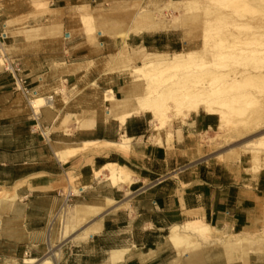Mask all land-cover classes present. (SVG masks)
I'll use <instances>...</instances> for the list:
<instances>
[{
  "label": "crops",
  "instance_id": "0c3cea01",
  "mask_svg": "<svg viewBox=\"0 0 264 264\" xmlns=\"http://www.w3.org/2000/svg\"><path fill=\"white\" fill-rule=\"evenodd\" d=\"M85 1L91 5V0H0V55L20 65L36 98H53L52 106L37 112L33 99L15 90V75L0 65V190L17 195L7 214L0 212V264H20L22 247L40 245L35 239L24 244L21 237L47 230L58 209L73 199L104 209L90 218L102 220L101 227L81 242L59 241V264H264V239L249 238L252 246L263 240L254 246L257 253L239 241L264 230V165L253 172L245 155L232 163L200 156L198 137L219 126L214 114H191L174 127L170 141L165 132L160 142L150 141L149 114L120 124L128 106L110 105L105 92L122 100L128 84L102 66L117 43L92 45L83 35L77 41L79 34L62 39L73 9ZM166 40L135 34L119 45L158 49ZM87 142L119 146L90 147L65 163L55 155ZM108 164L127 168L131 182L113 186L106 177L96 178ZM21 207L35 210L39 220L22 217ZM194 221L210 227L208 239L183 230ZM6 244L12 247L8 255Z\"/></svg>",
  "mask_w": 264,
  "mask_h": 264
},
{
  "label": "bare ground",
  "instance_id": "6f19581e",
  "mask_svg": "<svg viewBox=\"0 0 264 264\" xmlns=\"http://www.w3.org/2000/svg\"><path fill=\"white\" fill-rule=\"evenodd\" d=\"M196 3H197L196 0L171 1L169 5L172 8H170V6H166L162 9L159 8L160 10L157 9L158 10L157 12L153 11L154 13L151 12V10L147 11V10L137 9V11L139 10L138 13H136V15L132 14L131 24L128 23L127 28H124L122 26H117L114 25V23H112L109 26L107 25L106 26L107 28L105 29L103 28L104 29L103 32L99 31V33L115 39L119 37L127 38V36H129L128 34L130 33L141 35L144 33H152V32L165 31V30H171L177 28L188 29L189 21L191 20V18H194L190 14V11L193 10L194 4ZM88 7L90 8V6ZM88 7L86 5H81L79 7V16L81 22L85 24V26L87 27L88 31H86L85 33L88 32L87 34L89 36L93 32L92 30H94L93 27L96 26V25L93 26V23H96L95 21L97 17L94 19V17L92 16L93 12L92 14H90L89 12L90 10H88ZM164 10H168L170 11V13L177 10L181 12V15L179 17L175 16V17H171V19H165V16L163 17ZM217 16L218 15L212 17H217ZM208 22L209 20H207L206 23ZM125 25L126 24L124 23V26ZM210 25H209L210 28H212L211 26H214V25L211 26ZM209 35L210 34H208L207 36L209 37ZM91 38L93 37L91 36ZM204 40L206 41L205 46L201 51H193V52L180 51L173 53L172 55L170 54V56L164 53H156V52L147 53L141 58V60L139 61V65L137 67H132V70L130 72L132 76H134L135 83L130 87L128 93L125 95V97L122 100L119 98L116 99L112 90L105 92L106 97L104 101L108 102L110 105L113 106L122 105L124 107L128 106V113L124 115L121 114L122 116L119 117L120 124H124L126 118H129L133 115L150 114L151 115L150 123L153 127V130L156 132H160V131L162 132V130H166L165 131L166 136L168 138V141H170L172 139V132L170 127L172 126V123L175 120L177 119L185 120L191 114H196L200 111H203L218 116L219 118L218 131L220 136L226 133L228 134V132H230L233 134V137L238 138L257 130L258 131L263 130L264 95L258 96L256 95L255 90H254L255 92L252 91L255 87L256 88L259 87L260 89H262L261 86L264 85V70H261L263 69V67L262 66L260 67L259 65V62L263 54L261 55V51H260L259 55H261L260 56L261 58L258 56L260 59L259 58L257 59V57H255L256 54L254 56L253 55L254 53L252 54L250 53V51L249 54H252L253 55L252 57L248 55L247 51L246 54L245 52L246 47H244V52L249 57H247L244 54L243 50L242 51L240 50L242 49L240 47H238L239 50H237L236 52L230 51L228 48H232L233 50L239 43L238 42L235 45V43H233L235 40H233L232 42L234 45L227 43L228 45L230 44L231 46L223 50L222 49L220 50L219 48L218 51L217 49L218 44L220 42H223V40L222 41L219 40V43L217 42L218 44L217 43L209 44L206 35ZM247 44L248 43H246L245 45ZM223 45L220 46L223 47ZM259 46L260 48H262L260 44ZM259 46L257 47L259 48ZM238 48L236 47L235 50ZM126 50L123 49V54L122 52L120 53L122 55L120 56L121 59L118 60L117 62L121 63L122 61H128V68L126 69L128 70L131 67L130 64L132 62L134 63L135 59L131 52H128V54H126L127 53ZM249 50L253 52L251 48ZM262 51H264L263 48ZM242 54L244 56H242ZM238 55L244 58L243 62L242 60L239 59V61H241V63L239 62V64L242 65L241 68L240 67L237 68L236 66L232 67L227 64L223 65L224 62L225 63L230 62L229 60L226 61V58L228 57L229 58L233 57L234 58L233 63L236 62L238 63V61L235 62V58L236 60H238L237 59V57H239ZM245 56L247 58H245ZM112 58L111 60H114ZM261 62H264V58L263 60H261ZM231 65L233 64L231 63ZM120 67L125 68L124 65L119 67L116 65L114 69L118 70ZM113 68L111 66V69ZM258 92L261 93L260 90ZM244 103L250 106L249 108L250 110L247 114L244 113L245 112V108L243 107ZM32 104L37 112H39L42 107L52 106V102L47 98H36L35 100H33ZM259 104L260 106H258ZM244 114L245 116L243 119L236 120L237 116ZM234 139L232 141H234ZM129 141L130 140H125V142L128 143ZM82 145L83 146L79 149H71L64 152L60 151L57 152L55 155L60 161L65 163L66 161H68L69 158L75 156L77 153L83 150L85 152V150L90 147L112 148L119 146L116 144L100 143V142H87ZM124 146H125L124 144L121 145V148H124ZM244 154H248L251 156L253 172H257L259 169H261L264 163V162L262 163L261 161L262 159L260 160V155L264 154V132L260 133L255 137L244 139L243 141L239 142L238 145H236V147L229 148L224 153H219L216 156H218V158L222 162L232 163L233 161H237L239 157ZM94 174L95 177L98 179L101 177H106L107 180H109L113 186H120L126 183L129 184L132 178L131 172L127 168L118 166L117 164H108L103 168H101L100 170H97ZM73 190L75 191V189ZM73 190L72 192L76 193ZM67 191L69 192V190ZM16 196L17 195L15 191L13 193H11L10 191L0 192V200L10 201V200H14ZM113 202L114 201L111 200L107 201L108 204H112ZM102 210L104 209L92 205H77L73 222L64 224L63 226V231H62L63 237L64 238L69 237L71 234L70 232L75 231L74 228L76 225L90 218L99 216ZM101 221L99 220L88 224L86 227L82 228L79 231V233L75 235L74 238L86 240L92 237L93 235L97 234L100 231ZM176 230L177 227L175 231H173L172 229L173 232L178 233L176 232ZM183 230L192 232V234H196L197 236L203 238H208L211 235L210 227L204 224L203 222H199V221L188 222L187 224L184 225ZM174 238H178V236ZM262 238L264 237H261L260 239ZM250 239L246 236H239V241L240 243L243 244L242 247L244 246L245 248H247V246L245 245L251 246ZM239 241L235 244L237 245ZM262 241L259 240V243ZM49 242H50V235H49ZM259 243L258 244L254 243V244L259 245ZM50 247L52 248L51 244ZM259 247L257 249H259ZM260 250L261 249H259V252ZM257 251L258 250L256 251L254 250L253 252L257 253ZM233 252L234 251H232V253ZM112 254L115 255L117 254V252H113ZM27 261L29 262V264H34L35 262H37V259L29 258ZM42 262L43 264H53L50 258H45L43 259Z\"/></svg>",
  "mask_w": 264,
  "mask_h": 264
},
{
  "label": "rangeland",
  "instance_id": "374dc122",
  "mask_svg": "<svg viewBox=\"0 0 264 264\" xmlns=\"http://www.w3.org/2000/svg\"><path fill=\"white\" fill-rule=\"evenodd\" d=\"M171 1H177V0H118L117 2L116 1L110 2V0H109L108 2L104 3L103 5H97L98 2H96L94 4L90 3L91 4L90 8L88 7L89 6L88 1L79 2L77 4V6L73 9L74 14H75L73 17L74 20L69 21L66 24V27L64 28L65 34H62V39L67 38L66 34H69V35L79 34L78 35L79 37L76 39L77 41L82 40V38L80 36L83 35V36H86V40L89 44L93 43L92 45L95 44V45L99 46L97 44L98 42H100V43H102V42H106V43L116 42L117 46H114L113 48H111V50H110L111 52H108L109 54L106 53V56L104 58H102V60L104 61V64L102 66H104V68H106L109 72H113V69L116 67V65L118 67L124 65L125 68L120 67L118 70L114 69V72L116 71L118 74H120L122 76L121 82H125L126 84H128V90L135 83L134 76H132L130 71L132 70V67H137L139 65V61L141 60V58L144 55H146L149 52H156V53H164V54L170 56V54L172 55L173 53L180 52V51L181 52L201 51L203 49V47L205 46V42H206L204 40L205 35H206V38H207L209 44H211V43L215 44L217 42L219 43V40H221V41L223 40V42H220L219 44L217 43L218 44V47H217L218 51H219V48H220V50L221 49L223 50V49L228 48L231 45H234L233 43H235V45H236V43L239 42L241 44L238 43V45L236 47L242 48L240 50L241 51L243 50V52H244V47H246L245 52L247 51L248 55L250 57H252L253 55L255 56V54H256L255 57H257V59H258L262 54L264 55V53H263L264 51H262V48L264 50V45H263L264 44V0H196L197 3L194 4L193 10H191L192 12L190 11V14L194 18H191V20L189 21L188 29L177 28V29L141 34V35L155 34V35H160V36H167V40L164 43V45L158 49H156V48H144L142 46L138 47V48L137 47H131V46H128V48H121L119 43L121 40H125L126 37H119V38L113 39V38H110L107 36L100 35V33H99V31L103 32L104 29L107 28L106 26L107 25L109 26L112 23H114V25L127 28L128 23L131 24L132 14L136 15V13H138V11L140 9L141 10H147V11L151 10V12H153V11L157 12L158 10H160L166 6H170L169 3ZM81 5H86L88 7V10H90L89 11L90 14H92V12H93L92 16L94 17V19L97 17L96 21H95L96 23H93V26H95V25L96 26L93 27L94 30H92L93 31L92 33L90 31V33H91V35H89L90 37L87 34L88 32L85 33L86 31H88V29L85 26V24H83L81 22V19L79 16V7ZM170 8H172V7L170 6ZM137 9H139V10L137 11ZM134 10H136V11H134ZM180 15H181V12L177 11V10H175L171 13L168 10L163 11V17L165 16V19H171V17H175V16L179 17ZM215 15H218V16L212 17ZM100 19H101V21H100ZM206 19L209 20L208 23H206L207 22ZM117 22L120 23L121 25L118 24ZM124 23L126 24L125 26H124ZM210 24L214 25V26H211ZM209 25L212 28H210ZM208 34H210L209 37H211V38H209L207 36ZM128 35L133 36L135 34L130 33ZM91 36L93 38H91ZM94 36H96V37H94ZM129 36H127V37H129ZM233 40H235V41L233 42ZM214 41H216V42H214ZM95 42H97V43H95ZM224 43H226V44L230 43L231 45L227 44L228 45L227 46ZM246 43H248V44L245 45ZM223 44L226 46H224ZM259 44L262 46V48H260ZM220 45L221 46L223 45V47H221ZM250 46H252V47H250ZM257 46H259L260 50ZM133 48H137V49H133ZM235 48L233 50H232V48H228V49L230 51H235V52L237 50H239V48L236 50H235ZM250 48L252 49L253 52H251V50H249ZM123 49L128 50V51L126 50V52H127L126 54H128V52H131L134 56V59H135L134 63L132 62L133 64L132 63L130 64L131 67L128 70H126L128 68V61H122L121 63L117 62L118 60L121 59L120 56H122V55L120 53L122 52V54H123ZM118 51H119V53H118ZM249 51H250V53H252V54L254 53V54L253 55L249 54ZM260 51H261V55H259ZM245 52H244V54H245ZM247 52H246V54H247ZM263 55H262V58L260 57L261 60H263V58H264ZM242 56H244V55L242 54ZM242 56H239L240 58L237 57L238 60H236V58H235V62L238 61V63L237 62L233 63L234 58L228 57V58H226V61L229 60L230 62L225 63L222 60L224 62L223 65L227 64V65H230L232 67L236 66L237 68H239V67L241 68L242 65L239 64V62L241 63V61H239V59L242 60V62H243L244 58ZM246 56H245V58L249 57V56H247V57ZM241 57H242V59H241ZM111 58L114 59L115 62H114V60H111ZM6 59L7 58L4 55H0V65L1 66H3V64L6 62ZM261 60L259 62V65H260V67L261 66L263 67V69H261V70H264V66H263L264 62H261ZM231 63L233 65H231ZM125 64H127V65H125ZM111 66H112V68L114 66L115 67L113 69H111ZM128 72H130V73H128ZM258 88L259 87H257V88L255 87L252 91L255 90L256 95L263 96L264 95V85L261 86L262 89H260V88L258 89ZM259 90L261 91V93L258 92ZM35 99L36 98H33V100H35ZM258 106H260V104ZM243 107L245 108L244 113L247 114L250 110L249 109L250 106H248L247 104L244 103ZM245 114L237 116L236 120L243 119ZM148 116L151 119V115L149 114ZM185 123H186V119L185 120L184 119L175 120L172 123V126L170 127L171 131H173L174 127H179ZM150 126H151L150 131L148 133V137H150V141L156 142L157 140H160L159 139L160 134L164 133L166 130H162V132L161 131L156 132L153 130V127L151 124H150ZM170 128H168V129H170ZM262 132H264V128H263V130H259V131L257 130V131L248 133L242 137H238V138L236 137L235 138V137H233V134L230 132H228V134L226 133L227 135L224 134V135L220 136L218 128H216L213 132H210L209 134H202L198 137V149L200 150L199 154L203 158H212L214 160L221 161L218 158V156H216L217 154L224 153L227 149L236 147V145H238V143L243 141L244 139H247L250 137H255ZM242 138H244V139H242ZM233 139H234V141H232ZM244 155L246 156V158L251 159L250 155H248V154H244ZM263 158H264V154L260 155V160L262 159L261 160L262 163L264 162ZM263 165H264V163H263ZM74 189H75V191L74 190L73 191L76 192L74 194L78 195V193H79L78 189L77 188H74ZM5 191H10V190H6L3 188L0 190V192H5ZM10 192L12 193V191H10ZM13 201L14 200H10V201L0 200V212H4L7 214L8 208H9V206L12 205ZM79 204H80L79 202H77L76 200L73 199L72 201H70L68 203V206H66V208H64V210H62V206H64V205H62L58 209L57 213L51 218V222H50V225L48 226L47 230H43L42 232L38 231L35 236L31 235V237H29L28 234H25L24 236H22L21 237L22 240L26 241L24 244H26L29 241V239H31V240L35 239L37 241V243L40 245H37L33 249H31L30 247L26 248L25 246L22 247L19 263L20 264H29V262L27 261L29 258H36L37 262H35L34 264H43V262H42L43 259L50 258L53 264H59V260L61 258V253L58 250V248L56 247L58 242L64 241V240H72V242H76V243L81 242L82 241L81 239H78V238L75 239L74 237H75V235H77V233H79V231L82 228H84L88 225V221H89V223L91 221V219H88L86 221L79 223L74 228L76 232L75 231L70 232L71 234L67 238L63 237V235H62L63 226L65 223H70L72 221V217L74 215L75 207ZM18 212L20 213V215L22 217L26 215L27 220H29V219L30 220H39V219H36V211L35 210L30 212L27 208L21 207V209ZM64 212H66L65 218H63ZM49 235H50V242H49ZM242 236H245V235H242ZM261 237H264V230L262 232H260L259 234L254 235V236H249L248 238L255 239V238H261ZM201 238H203V237H201ZM208 238H203V239H208ZM262 239H264V238H262ZM50 244L52 245V248L50 247ZM246 246L250 250L254 249V246L252 247V245L251 246L246 245ZM247 248H246V251H249ZM5 249H6V255L12 253V251H11L12 247L10 245L6 244ZM5 264H12V263L6 262Z\"/></svg>",
  "mask_w": 264,
  "mask_h": 264
},
{
  "label": "built area",
  "instance_id": "2783aa9c",
  "mask_svg": "<svg viewBox=\"0 0 264 264\" xmlns=\"http://www.w3.org/2000/svg\"><path fill=\"white\" fill-rule=\"evenodd\" d=\"M90 3L94 4L96 3V0H91ZM4 68L6 71L12 73L15 75V80H14V88L17 91H22L27 97L30 98H36V95H34V93H32L30 91V89H28L25 84H26V79L23 78L20 74H21V67L18 63H11L6 59V62L3 64ZM48 100H50L52 102V96L47 98ZM33 102V101H32ZM70 201L66 200L64 202V206H62V210H64V208H66V206H68V203Z\"/></svg>",
  "mask_w": 264,
  "mask_h": 264
},
{
  "label": "trees",
  "instance_id": "16d2710c",
  "mask_svg": "<svg viewBox=\"0 0 264 264\" xmlns=\"http://www.w3.org/2000/svg\"><path fill=\"white\" fill-rule=\"evenodd\" d=\"M147 46V45H146Z\"/></svg>",
  "mask_w": 264,
  "mask_h": 264
}]
</instances>
